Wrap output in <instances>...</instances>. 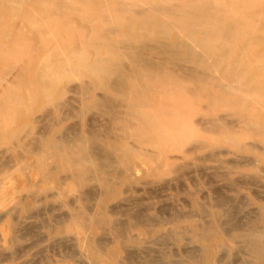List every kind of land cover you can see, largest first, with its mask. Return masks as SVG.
<instances>
[{"label":"bare ground","instance_id":"1","mask_svg":"<svg viewBox=\"0 0 264 264\" xmlns=\"http://www.w3.org/2000/svg\"><path fill=\"white\" fill-rule=\"evenodd\" d=\"M4 1L8 3L7 0ZM42 1L47 0H39L40 3ZM134 2L136 8H131L130 2L126 0H110L105 9H101L99 15H95V12L88 7L94 5L95 2L80 0L79 9L75 12L91 29L92 33L89 35H83L84 28L80 26L74 24L58 26L54 23L56 18L48 17V26L47 24L46 26L50 27V34H72L62 40L55 39L56 43L54 42L55 45L52 47H49V44L45 46L46 51L42 56L39 55L37 62H34L31 68L32 79L28 83L29 88L33 95H44L47 101L52 102L56 89L58 90L63 81L69 77L75 81L71 86L66 87L69 89L66 91L72 93L71 97H68L69 101L67 98V100H62L64 103L61 105L60 102L51 104L50 109H45L46 112L48 111L46 128L47 126L49 128L59 127L61 122L72 117L80 121L75 125L76 118H72L74 125L70 122L64 127L61 137H57L60 142L48 139V145L59 147L61 144L64 150L63 160L69 165L71 176L74 179L77 181L93 180L98 185L96 190L94 186H89L91 189L85 188L87 191H83L85 199L94 200L95 197L97 199L94 204L92 201L83 202L89 212L85 218L86 223L95 225L97 228L105 226L103 230L105 233L101 234L104 237L108 236L111 242L112 240L125 242L142 239L140 235L130 233L131 229L162 227L165 223L175 221L176 226L166 231L155 234L156 231L148 230V233H152V235L148 234V237L177 244L185 239L202 243L208 235L226 234L228 227L224 228L226 230L223 229L220 217L227 216L229 214L227 210L211 212L208 209L212 206L210 202H193L189 211H179L173 213L172 216L163 217L160 211H155L153 203L143 207V202L129 201L128 196V199L127 197L120 199L114 205V210L113 206V208L107 207L105 197L116 193L117 187L124 186L129 189L141 181L146 174L136 160L142 158L153 163L154 169L150 173L160 170L163 165L168 166L177 159L187 158L206 162L212 157L222 163L221 152L224 150L221 151V148L223 145H238L243 141L241 136L233 134L232 131V127L237 126L238 122L240 124L238 126L244 130L248 128L256 130L263 141L264 37L260 38V33L257 31L264 34V27L261 24H253L254 21H264V13H257L254 10L261 1L137 0ZM14 3L15 8L20 6L18 0ZM17 3L19 4L16 5ZM50 4L55 7L54 11L58 7L65 6L63 0H54ZM2 5L4 3L0 1V6ZM45 5L44 8L41 6L40 8L44 10ZM22 7L33 9L30 5ZM19 11L23 12L22 8ZM27 11L25 10V13ZM1 15H3L1 20H4L5 13ZM43 18H45L44 15ZM52 26H55L54 30ZM12 28L13 31L14 29L19 30L17 26ZM38 29L40 28L34 31L39 33ZM173 30L177 32L173 33ZM13 31L11 30L10 33ZM24 32L26 31L23 29ZM4 35L3 37H6L5 33ZM9 37L11 39V34ZM37 49L36 47V52H34L36 55L39 54ZM0 56L1 60L3 56ZM232 56L239 57L235 65H230ZM91 105L99 110L103 119H98V123H91L85 127L82 117L84 111ZM43 117H45L44 114ZM232 118L235 119L232 120ZM44 128L45 126L43 130H46ZM228 131L230 134H226ZM36 133L41 134L40 131ZM32 140L34 142L35 137ZM123 144H126V147H122ZM212 148H217V151L214 152ZM129 152L136 153V158H131L128 155ZM258 169L261 170V168ZM187 173L190 174L191 171ZM195 186H197L196 183ZM222 203L224 200L215 201L218 205ZM108 208L112 210L109 209V211ZM149 210L153 212H147ZM108 211L111 214L118 212L124 218H108L104 214ZM73 216L70 215L67 221L71 222ZM235 237L240 238L243 243L238 250L248 256L245 259L246 264H264V215L261 214L256 223H250ZM78 238L85 241H97L96 244L102 240H97L93 233L87 236L81 235ZM232 242L236 243V239L232 238ZM155 247L157 252L159 246ZM136 251L134 249V252ZM205 251L204 246L193 247L185 251V256L187 260L197 262L204 257ZM167 252L160 251L161 263L183 264L184 261L172 260ZM235 256L234 258L237 257Z\"/></svg>","mask_w":264,"mask_h":264},{"label":"rangeland","instance_id":"2","mask_svg":"<svg viewBox=\"0 0 264 264\" xmlns=\"http://www.w3.org/2000/svg\"><path fill=\"white\" fill-rule=\"evenodd\" d=\"M0 1L2 4L4 3V5L0 6V13H5L4 20H1V18L3 19V17H1L3 15L0 14V50L2 52H0V55L3 56L0 60V163L2 161L0 165V264H164L163 262L161 263V257L159 256L160 251H168L167 253L170 254L169 257L172 260L184 261L183 264H246L245 259L248 256L242 254L240 250H238L243 243L240 238L235 236L247 228L250 223H256L261 214L264 215V171L262 170L264 169V138L263 141H261V137L256 133V130L250 128L244 130L242 127L238 126V122L237 126L232 127V131L233 134L241 136L243 141L238 145H223L221 148V151L224 150V152H221L222 163H219L212 157L206 162L187 158L183 160L177 159L171 164H168V166L163 165L160 170L150 173L151 170L153 171L154 169L153 163L142 158L141 160H136V162L141 166L146 175L134 186L135 189L134 187L128 189L124 186H120L117 187L118 190L116 189V193L112 196L105 197V200H107V207H114L120 199L124 197V199H126V197L128 199V196L129 201L137 200L138 202H143V207H145L146 204L153 203L155 211H160L163 217L172 216L173 213L179 211H189L193 202L203 203L207 201L212 205L208 208L211 212L223 211L224 209L228 211L229 217L228 215H222L220 217L223 229L225 227L227 229L228 227L227 230L224 229L226 230V234L215 233L208 235L202 243L185 239L182 240L180 244L159 239L153 240L151 237H148V234L152 235V233H148V230L156 231L155 234L166 231L176 226L177 223L173 221L165 223L162 227L152 226L148 229L143 227L131 229L130 233L140 235L142 238L140 240L125 242L112 240L111 242L108 236H105V238L103 234H101L105 233V231H103L105 230V226L97 228L95 225L86 223L85 220L89 212L84 207L83 202L92 201L94 204L97 199L96 197L94 200L85 199L83 191H87L93 186L96 190L98 185L93 180L86 179L77 181L74 179L71 176L69 165L63 160L64 150L60 146L61 144H59V147L58 145L56 147L48 145V139L59 141L58 138L61 137L64 127L69 125L70 122L71 125H74V123L76 125L80 122L78 118L75 117L76 120H78L76 122V120L74 121L75 118L72 117L74 119L69 118L67 121L61 122L59 127L54 126L49 128L47 126L46 128V125H48L46 124V121H48V111L46 112L45 109L48 110V108L50 109L52 106L51 104H58L59 102L61 105V103H64L62 100H67L68 97H71L72 93L66 91L69 90L66 89V87L68 88L75 83L74 79L69 77L62 82L58 90L56 89V94L53 98L54 102L49 100L48 102L44 95H33L29 88L30 84H28L32 79V73L30 71L33 63L37 62L38 57L42 56L44 51H46L47 47L45 46L49 44V47H52L56 43L55 39L62 40L72 34H50V27H47L48 17L52 19L53 17L56 18L54 23L58 26H72L74 24L84 28L83 35L92 33L91 29L87 27V24L83 22L79 18L77 12H75L79 9L78 4L80 0H63L65 6L61 8L58 7L55 11V7H52V4H50L51 1L54 0H47L49 3L47 1H42L43 3H40L39 0H34L33 2L29 0H25L24 2L23 0H18L20 4L17 3L16 5L19 4L21 7L18 6L17 8H15L16 6L14 3L16 0H7L8 3L4 0ZM92 1H94L95 4L88 7L95 12V15H99L101 9H105L106 5L110 3V0ZM126 1L130 2L131 8H136L133 2L137 0ZM27 2L31 8H33L32 10L30 7H22L29 6ZM259 2L260 5H257L254 10L257 13H264V2L263 0H259ZM44 4H46L45 9L42 10L40 6L44 8ZM71 6H73V8H71ZM18 8H22L23 12L21 11V13ZM24 8H26V11L27 9L30 10L25 13ZM16 9H18L19 12ZM2 11L4 12L2 13ZM20 13L22 15H20ZM36 15L39 16L37 17ZM43 15L45 18H43ZM253 24H261V26L264 27V21H254ZM13 26H17L19 30L14 29L15 31H13ZM54 27L55 26H52L53 30ZM37 28H40L38 29L39 33L34 31ZM23 29L26 32L23 33ZM11 30L14 36H12L13 33H10ZM176 32V30H173V33ZM257 32L260 33V38L264 37L262 32ZM4 33L6 37H3ZM8 33L11 34V39ZM8 38L9 40H7ZM76 45L79 47L78 44ZM13 47L15 49H13ZM19 47H21L20 50ZM36 47L38 48V55L34 53L36 52ZM237 61H239V57L232 56L230 58V65H235ZM15 69L18 71H15ZM24 86H26V88ZM69 98L67 101H69ZM92 113H94V115ZM43 114L45 117H43ZM87 114H89V116ZM82 119H84V126L88 127L91 123H98L99 120L103 118L99 110L94 105H91L84 111ZM234 119L235 118H232V120ZM44 126L48 132L43 130ZM39 131L41 134L36 133ZM58 134L60 135L57 136ZM226 134H230L229 131L226 132ZM32 136L33 138L35 137L36 141L34 140L33 142ZM36 147L38 149H36ZM122 147H126V144H123ZM212 150L216 152L217 148H212ZM128 155L131 158H136L137 156V154L133 152H129ZM39 156L41 159H39ZM178 156H180V154H178ZM251 159L253 162H251ZM176 168L178 169L176 170ZM258 168H261V170ZM181 169L184 171L182 172ZM197 169H202L204 173L202 170L201 172ZM188 171H191V173L194 172L189 174L187 173ZM196 173H198V175H196ZM209 173L211 174L209 175ZM220 173L222 174L220 175ZM182 174L184 177H182ZM202 175L204 176L202 177ZM198 176H201L200 180ZM195 183L197 186H195ZM1 185L3 187H1ZM147 193L149 195H147ZM214 193H216L217 196ZM212 197L214 199H212ZM239 197L242 200L241 202ZM220 199L224 200V203L221 205L215 204V201ZM90 202L89 204L92 205ZM75 206L77 207L75 208ZM112 208H108V210H112ZM113 209L115 210V207ZM109 211L104 212L105 216L108 218H124L123 215L118 212L111 214ZM147 212L152 213L153 210ZM70 215H74L71 222L67 221ZM232 223L234 224L232 225ZM229 229L232 230L229 231ZM91 233L96 236L97 240L102 239L104 241L102 242V240H100V243L98 242L99 244H96L97 241H85L84 239L78 238V236H87ZM99 236L101 237L99 238ZM69 237L72 238L69 239ZM232 238L236 239V243L232 242ZM155 243L159 246L157 247V252L155 250ZM167 244L168 246H166ZM201 246L206 247L204 257L197 262L187 260L185 251L193 249V247L199 248ZM134 249L137 251L134 252ZM235 250L238 251L234 252ZM147 252L149 255L146 254ZM232 253L234 255H232ZM146 255L148 256L145 257ZM234 256L236 258H234ZM135 260H137V262ZM127 261L130 262L128 263Z\"/></svg>","mask_w":264,"mask_h":264}]
</instances>
